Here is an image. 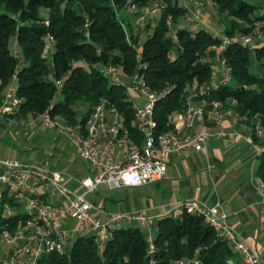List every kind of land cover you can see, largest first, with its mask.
<instances>
[{
	"label": "trees",
	"instance_id": "trees-1",
	"mask_svg": "<svg viewBox=\"0 0 264 264\" xmlns=\"http://www.w3.org/2000/svg\"><path fill=\"white\" fill-rule=\"evenodd\" d=\"M154 1L165 7L152 17V30L140 41V32L118 11ZM210 1L217 5L223 37L204 28L176 27L185 8L171 0H0V92L15 80L21 99L16 116L26 119L48 109L52 118L68 125L84 124L95 104L107 98L130 124L133 114L123 86L112 83L101 66L112 65L129 75L142 64L152 89L171 87L155 106L157 128L163 131L171 127L170 113L181 109L185 88L196 81L209 86V102L231 108L251 127L252 140L262 147L256 175L264 183V139L257 136L264 129V73L249 68L252 52L264 68V46L251 49L239 39L253 35L263 16L258 15L259 6L246 0ZM152 24L146 21L147 28ZM47 36L52 38L51 65L44 50ZM220 60L230 68V78L213 86V66ZM5 204L19 206L3 192L0 234L13 235L25 216H4ZM194 257L200 264H239L228 243L202 217L187 213L158 222L152 252L142 228L129 224L113 230L101 245L93 236H79L65 253H44L37 264H173Z\"/></svg>",
	"mask_w": 264,
	"mask_h": 264
},
{
	"label": "built area",
	"instance_id": "built-area-1",
	"mask_svg": "<svg viewBox=\"0 0 264 264\" xmlns=\"http://www.w3.org/2000/svg\"><path fill=\"white\" fill-rule=\"evenodd\" d=\"M164 7V3L154 1L144 7L143 13H158ZM196 13L193 14L194 19H198ZM166 24L172 29L170 17ZM263 24V20L256 22V26ZM257 35L259 31L253 35H241L239 39L251 49L264 46V39H255ZM226 42L228 39L224 38ZM51 44L52 38L47 36L45 55L46 48ZM220 65V81L225 82L230 78V68L224 60H220ZM101 68L112 83L123 86L125 100L133 114L131 123L127 124L125 115L107 98H101L95 104L84 124L68 125L62 119L63 133L88 166L89 173L77 181L81 191L70 186L67 174L53 169L48 160L22 161L0 155V199L3 192H6L22 208L25 216L14 235L6 231L0 234L6 248V256L0 260V264H12L20 255L26 256V264H37L38 258L44 253H65L68 248V230L63 224L68 220L73 221L79 236H93L101 244L111 236L113 230L124 225L133 223L140 228H149L154 222L164 218L176 219L183 213L202 217L233 251L240 254L242 264H263L259 256L239 239L229 220L230 214L222 209L218 200L207 203L200 199H187L155 215L135 211L109 213L104 219L99 218L100 209L94 201L87 199V194L100 185L120 188L161 180L172 155L179 156L187 148L195 152L204 151L213 127L218 126L224 117L235 114L231 108H222L219 101L209 102L205 97L209 86L198 85L194 81L185 88L181 109L170 113L168 123L171 127L158 130L155 106L169 93L171 87L160 91L152 89L140 70L142 64L129 74L127 85L119 80L117 67L102 65ZM16 90L17 86L13 85L6 92L0 112H17L21 99ZM35 118L45 125H55L48 109ZM260 194L264 217L262 181ZM5 207L10 216V207ZM145 237L149 251L152 252L154 237L150 233ZM174 263L200 264V261L194 257Z\"/></svg>",
	"mask_w": 264,
	"mask_h": 264
},
{
	"label": "crops",
	"instance_id": "crops-1",
	"mask_svg": "<svg viewBox=\"0 0 264 264\" xmlns=\"http://www.w3.org/2000/svg\"><path fill=\"white\" fill-rule=\"evenodd\" d=\"M259 6L258 15L264 21V0H246ZM177 5L185 8V13L178 17L175 26L187 27L191 30L204 28L214 36L223 37L224 26L217 14V5L205 0H179ZM197 12L198 19L193 18ZM159 13V12H158ZM156 14V13H155ZM154 14V15H155ZM259 31L256 40L264 39V24L256 26ZM52 44L46 48L48 63ZM251 72L262 75L264 68L252 52L249 56ZM222 66L216 62L213 66L211 83L217 86L221 79ZM16 85L13 80L0 92V110L3 106L5 94L9 88ZM29 120H37L35 117ZM54 118L55 126L63 133L62 118ZM26 117L16 116V113L0 112V155L17 160H26ZM60 121V122H59ZM59 124H58V123ZM258 138L264 139V129L258 131ZM65 137H67L65 135ZM68 138V137H67ZM37 137L34 140L37 141ZM69 140V139H68ZM35 141V142H36ZM54 141H56L54 139ZM70 141V140H69ZM71 142V141H70ZM74 152L66 150L64 145H55L52 149L42 150L43 159L48 160L53 169L64 171L68 176L70 186L78 190V179L86 176L89 171L81 164H77L75 146ZM35 146V145H32ZM262 147L252 140V129L236 114L224 117L218 126H214L212 134L207 140L206 148L202 152H195L187 148L181 155H172L167 163L164 178L153 183L120 188H109L105 191L99 187L93 191L102 197V203L92 200L99 207L98 216L104 219L109 213L145 212L155 215L162 209L175 206L187 199H200L207 203L218 200L224 211L230 214L239 239L253 250L264 264V217L261 203L260 183L256 175L258 156ZM28 152V151H27ZM33 153V152H32ZM91 192V193H93ZM106 201L111 204L119 203V211L106 209ZM157 222L149 228H142L145 236L156 234ZM136 225V224H130ZM68 230L66 244L71 247L79 237L74 223L68 220L63 224ZM233 261L242 264L239 253L232 250ZM175 264V263H173Z\"/></svg>",
	"mask_w": 264,
	"mask_h": 264
},
{
	"label": "rangeland",
	"instance_id": "rangeland-1",
	"mask_svg": "<svg viewBox=\"0 0 264 264\" xmlns=\"http://www.w3.org/2000/svg\"><path fill=\"white\" fill-rule=\"evenodd\" d=\"M143 12H144V7L140 8V7H137L136 5L133 7L132 6L124 7L121 10V12L118 11L119 16H122L123 19L128 18L130 20V22L135 26L134 31L136 33L140 32V41H142L146 37L145 35L152 30V27H153L152 17L155 16L157 18L159 15L158 13H156V14L155 13H146L145 14ZM146 21H149V23L152 24L150 28H147ZM118 77H119V80L124 82L126 85L129 84L130 75L123 74L118 69ZM82 109L84 110V108H82ZM58 118H60V117H56L57 120H59ZM29 119H33V118H29ZM55 123H56V121H55ZM26 137H27L26 148H29V149H26V160H22V161H32V160L43 159L44 157L42 156V150L52 149L53 146H55V145L58 146V145L62 144V145H64L66 150H70V151L74 152V147L71 144V142L68 140L67 137H65V135H63L62 133L59 132L58 127H56L55 125L54 126H48V125H45L43 123H40L37 120L26 121ZM36 137L38 138L37 141L34 140V138H36ZM54 139L56 141H54ZM32 145H35V146H32ZM75 161L77 164L83 165L88 170L87 163L83 159H81L78 155H76ZM78 190L81 191V188H79ZM99 190H101V192H102V191H105L107 189H106L105 185H100ZM86 197L89 200L97 201L98 204L102 203V197L96 196V193H94V192L87 194ZM5 205H7V204H5ZM120 205L121 204H119V203L111 204L110 201H106V209L109 211H112V212L119 211ZM10 212H11L10 215H13V214H16L17 212H22V208L17 207V206L10 207ZM2 214L4 216L9 215L8 209L5 206L3 207ZM15 233H16V231H15ZM101 244H99V245H101ZM5 251H6V248H5L4 242L0 236V260L2 258H5V256H6ZM17 260H19L21 262H25L26 256L20 255Z\"/></svg>",
	"mask_w": 264,
	"mask_h": 264
}]
</instances>
